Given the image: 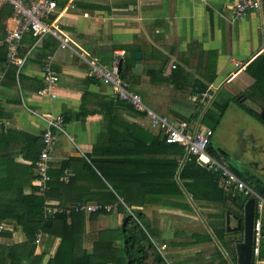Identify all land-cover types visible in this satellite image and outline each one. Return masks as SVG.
Listing matches in <instances>:
<instances>
[{"label": "crops", "instance_id": "obj_1", "mask_svg": "<svg viewBox=\"0 0 264 264\" xmlns=\"http://www.w3.org/2000/svg\"><path fill=\"white\" fill-rule=\"evenodd\" d=\"M230 2L58 0L56 11L46 21L58 28L69 47L60 48L50 35L36 40L25 35L19 47L22 64H8L6 59L0 64V214L7 213L0 219V244L10 245L26 239L17 216L31 208L30 196L36 195L33 163L42 147L41 134L53 117L66 115L62 130L52 128L56 140L48 173L51 181L62 163L70 160L59 180L66 183L72 178V184L68 189L55 190L54 197L49 199L51 202L65 201L61 206L66 208L84 193L89 199L82 198L80 202L94 203L91 201L94 194L110 190V185L109 189L99 188L98 180L89 176L84 167L85 161L91 162L90 154L95 147L100 150L109 146L108 152L113 155L108 156L119 160L114 170L117 167L119 172H132L135 176L147 174L148 177L144 181V176L125 179L118 174L117 186L129 195L132 206L125 204L113 190L119 201L110 203L111 214H100L91 221L89 212L83 211L85 243L96 240L98 230L120 226L117 209L121 202L132 214L134 210L143 212L151 228H158L157 235L151 239L168 264H194L198 257L202 258L201 264H215L213 251L211 255L208 251L201 253L214 246L230 264L219 245L236 264L234 243L241 239L242 230L226 231L225 218L228 210L242 217V204L238 208L237 201L228 198L222 201L193 199L179 177L184 154L160 150L155 143V138L162 139L159 129L150 124L146 114L118 100L111 84L94 76L86 62L96 59L99 64L111 65L114 59L133 53L134 62L128 72L129 88L140 94L150 109L185 121L189 129H212L207 152L218 154V148L226 152L225 159L219 154L217 159L229 170H236L247 184L264 195V133L255 135L256 127L251 126L252 132L247 130L248 118L255 119L258 127L264 129V117H259L256 109L246 102L249 97H257V93L253 91L256 79L245 69L255 56L264 54V4L243 18L230 20ZM3 4L9 3L0 0V5ZM12 26L10 15L5 21L6 31ZM137 51L139 58L135 56ZM46 55L52 56V69L58 80L43 94L42 69ZM222 89L229 94L224 103H229L220 115L219 130L202 126L203 115L216 103ZM260 93L258 95L264 99V92ZM241 106L249 108L256 116ZM222 126L225 128L220 134ZM94 158L103 157L98 154ZM123 159L131 161L123 163ZM165 160L178 163L172 177H164L169 171L167 168H171L160 163ZM145 169L147 173H142ZM219 177L218 186L237 195L226 191L220 174ZM164 178L167 182L173 179L176 186L169 183L166 186L162 182ZM176 188L183 196L173 195ZM69 198L72 200L68 201ZM247 198L245 196V200ZM199 223L204 228L182 229L196 228ZM222 226L225 235L221 241L213 228ZM230 226H236V219L231 216ZM207 234L211 241L198 242ZM229 237L233 239L230 244L225 241ZM59 241L58 236L36 234L33 251L44 253L42 264L54 255ZM258 260L259 264H264V259Z\"/></svg>", "mask_w": 264, "mask_h": 264}, {"label": "trees", "instance_id": "obj_2", "mask_svg": "<svg viewBox=\"0 0 264 264\" xmlns=\"http://www.w3.org/2000/svg\"><path fill=\"white\" fill-rule=\"evenodd\" d=\"M12 13L11 5H0V64L5 61L7 52V46L2 42L6 32L5 21L10 15H12ZM126 47L127 46H125V48ZM133 62V53L130 56L125 55L123 59H118L119 75L125 81H128V72H130ZM245 69L256 79L255 90H253L254 93L258 94V92H264V54H258L255 56L246 65ZM202 86L205 87V85ZM228 103L229 101L220 107L219 115H221ZM211 104H214V101H212ZM128 106L130 107V105ZM241 107L251 115L256 116L249 108L245 106ZM209 111H211V108L205 112L203 118L209 113ZM66 118V115H64V121ZM219 119L220 116L219 118L217 117V123ZM263 120L264 119H262V121ZM155 143L161 148L160 150H169L181 156L184 154L183 147L181 145L177 143H167L164 138H155ZM108 151V145L104 146L103 149L101 148L100 150L95 147L90 154L91 162H84V167L86 168L88 175L98 180L100 185L99 188L109 189V185L111 187L108 191L94 194V198H92L91 201L99 204H112L114 201H119L118 196L113 192L114 190L118 193L119 197H121L125 204L132 206V203L128 200L129 195L122 192L119 189V186H117L116 180L118 174L119 177H123L125 179L127 177L128 179L136 178L138 175L142 177L144 176V181L148 178L147 174H137L135 176L132 172H119L117 171V167L114 170L113 167L118 164L119 160L113 159V154ZM209 153L216 158L219 157V155L214 151H209ZM98 154H102L103 158H94ZM110 154L112 155L108 156ZM69 161L63 162L59 170L55 171V177L49 181V189L46 192V198L52 199V196L54 197V193L56 192L55 190H58L59 188L68 189L69 185L72 184V178H70L66 183L59 180V176L62 175L63 169L69 165ZM121 161L124 163L130 162L131 160L123 159ZM160 163L171 166V168H167L169 171H167L164 177H172L178 163L174 160H165ZM232 171L240 179L245 181V179L236 170L232 169ZM142 173H147V170L145 169ZM150 173L154 174L155 172L150 171ZM179 177L182 180L185 189L191 194L193 199L222 201L224 198H228L237 201L236 203L239 206L245 200V196L242 194L231 195L230 193L225 192L217 184V181L220 178L219 173L209 172L206 168L200 166L195 160H185L180 170ZM163 181L166 186L168 183L173 187L176 186L173 179H168L169 182H167L164 178L162 182ZM120 183H123V181H120ZM154 183L156 182L154 181ZM144 184L148 186L147 182ZM148 193L151 194V192ZM167 194H169V192H167ZM173 195L183 196V193L176 188ZM262 196L264 198V195ZM88 197L89 196L87 194L83 193L78 197H75L73 200L72 198H69L68 201L72 200L74 204L69 203L68 206L79 203L82 198L89 199ZM30 198L32 201L31 208L17 216L18 224H21V228L26 236V239L20 243L10 245L0 244V264H23V261L26 260L28 261V264H42L44 253L41 252L39 254H35L33 251V243L38 232H42L46 235L49 234L58 236L60 238L59 245L54 255L46 264H148L150 258L156 264H168L151 239V237L157 235L156 231L151 228L147 221L144 220V214L140 210H134L132 214L126 210L124 204L119 202L117 214L120 226L116 228H104L102 230H98L97 239L93 242L85 243L82 238L85 212L80 210H71L68 214L56 213L52 217L45 220L42 218L45 198L37 194L30 196ZM53 202H55V204L59 207L66 204L65 201ZM112 212L113 210L100 209L98 211L89 212L88 217L89 220L92 221L100 214H111ZM239 214L240 213H237L238 216ZM6 215L7 213H1L0 219H3ZM213 230L222 241L225 235L224 227L222 226L220 229L213 228ZM262 232H264V229H262ZM236 233L237 232H235V234ZM115 241H121L122 245L116 246L114 244ZM200 241H211V236L207 234L205 237L198 240V242ZM174 244L175 243L172 242V245ZM213 255L216 258L215 261H217L215 264H228L225 257L217 247L216 252ZM258 259H264V240L260 242ZM252 264H255L254 256L252 257Z\"/></svg>", "mask_w": 264, "mask_h": 264}, {"label": "built area", "instance_id": "obj_3", "mask_svg": "<svg viewBox=\"0 0 264 264\" xmlns=\"http://www.w3.org/2000/svg\"><path fill=\"white\" fill-rule=\"evenodd\" d=\"M12 7L11 21L12 27H7L3 43L7 46L6 63L22 64L19 55V47L25 35L39 39L42 36L50 35L58 41L60 48L69 47L65 36L54 25L46 19L54 13L58 7L57 0H6ZM264 0H231L228 5L230 20H237L245 17L249 12L260 9ZM72 7V6H71ZM91 73L102 78L111 84L114 94L118 100L126 102L134 110L146 114L151 125L157 127L167 143H177L183 147L184 160H195L200 166L211 172L219 173L221 184L226 191L234 194H242L246 197L254 198V218L252 226V254L255 256V263L259 252V244L264 237L263 218H264V198L252 186L235 175L228 167L211 156L207 152L210 144L212 129H189L185 121L171 119L166 114H159L150 109L142 100L140 94L132 91L128 82L123 80L118 71V59H114L111 65L99 64L96 59H87ZM175 66V65H173ZM44 85L41 93L49 92L50 85L58 80V75L52 69V56L46 55L43 69ZM65 121L61 115L53 117L42 131V147L33 163V184L36 187V194L45 198L42 211V218L47 220L56 213H69L71 210L92 212L100 209L110 210V204L83 203L79 202L66 208L59 207L46 198L49 189L50 176L48 173L49 162L51 160L52 146L56 140V134L52 128L62 130ZM67 174L65 179H67Z\"/></svg>", "mask_w": 264, "mask_h": 264}, {"label": "water", "instance_id": "obj_4", "mask_svg": "<svg viewBox=\"0 0 264 264\" xmlns=\"http://www.w3.org/2000/svg\"><path fill=\"white\" fill-rule=\"evenodd\" d=\"M135 56L139 58L140 52L137 51L135 53ZM218 154L224 159L228 155L226 152H224L223 150L219 148H218ZM235 204L238 208H240V206L237 203ZM242 210H243L242 217H238L236 214L231 213L229 210L226 211L225 228H226V231L228 232H232L234 230H240V229L242 230L241 239L235 243L236 264H251L252 243H253L252 226H253V218H254V198L253 197H248L242 203ZM230 216L236 219V226H230ZM207 228L211 232L210 228L209 227ZM219 247L224 252V255L228 259L229 263L233 264L229 260L222 246L219 245Z\"/></svg>", "mask_w": 264, "mask_h": 264}, {"label": "rangeland", "instance_id": "obj_5", "mask_svg": "<svg viewBox=\"0 0 264 264\" xmlns=\"http://www.w3.org/2000/svg\"><path fill=\"white\" fill-rule=\"evenodd\" d=\"M226 95H229L228 93H227V91L225 90V89H222L220 92H219V94L216 96V99H215V102L217 103H215L213 106H211V111H209V113L203 118V120H202V122H201V125L203 126V124H205L207 127H212V128H214V129H217L218 128V130H219V128H220V126L221 125H218V123L216 122V120H217V117L219 118V114H220V112L218 111L219 110V107H221L220 105L221 104H223L224 102H225V96ZM250 106H252V107H254V109H256V111L257 112H262V111H264V99L263 98H261V96H259L258 94H257V97H255V98H251V97H249V100H247L246 101ZM230 112V111H229ZM263 117H264V114H263ZM246 118H248V117H246ZM248 131H250V132H252V129H249V126H251V127H256V130L257 131H254V134L255 135H263L262 133H264V129H262L261 127H258V125H257V123L254 121L255 119H249L248 118ZM225 122V121H224ZM224 128H225V126H222L221 127V130H220V134L223 132V130H224ZM112 210V209H111ZM113 222V221H112ZM197 228H204V226L202 225V223H199V224H197V226H196V228L195 227H192V228H190V227H182V229H185V230H187V231H189V230H197ZM154 230L156 231H158V228H154ZM190 232H188V234H189ZM195 233H197V231H195ZM233 241V239L231 238V237H229V239L228 240H226V242H228L229 244L231 243ZM114 244L116 245V246H121L122 245V243H121V241H115L114 242ZM206 251H208L209 252V254L211 255V251H213V253H215L216 252V247L214 246V247H211V248H208V249H205L203 252H201V253H204V252H206ZM207 253V252H206ZM216 259V258H215ZM195 260H197V262H195L194 264H201V260H202V258L201 257H198L197 259H195ZM213 261H214V259H213ZM212 261V262H213ZM206 262V261H205ZM210 262V261H209ZM211 263V262H210ZM114 264V263H113ZM148 264H156L151 258L149 259V261H148ZM207 264H208V262H207Z\"/></svg>", "mask_w": 264, "mask_h": 264}, {"label": "flooded vegetation", "instance_id": "obj_6", "mask_svg": "<svg viewBox=\"0 0 264 264\" xmlns=\"http://www.w3.org/2000/svg\"><path fill=\"white\" fill-rule=\"evenodd\" d=\"M259 117L260 116H262L263 114H262V112H258V114H257ZM236 231V230H235ZM240 231V230H239ZM235 243H236V241H235ZM235 243H234V245H235Z\"/></svg>", "mask_w": 264, "mask_h": 264}, {"label": "bare ground", "instance_id": "obj_7", "mask_svg": "<svg viewBox=\"0 0 264 264\" xmlns=\"http://www.w3.org/2000/svg\"><path fill=\"white\" fill-rule=\"evenodd\" d=\"M6 264V263H5Z\"/></svg>", "mask_w": 264, "mask_h": 264}]
</instances>
